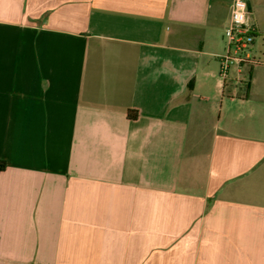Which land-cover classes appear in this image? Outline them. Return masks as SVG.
<instances>
[{"label": "crops", "instance_id": "1", "mask_svg": "<svg viewBox=\"0 0 264 264\" xmlns=\"http://www.w3.org/2000/svg\"><path fill=\"white\" fill-rule=\"evenodd\" d=\"M232 2L0 0V264H264V66L222 77Z\"/></svg>", "mask_w": 264, "mask_h": 264}, {"label": "built area", "instance_id": "2", "mask_svg": "<svg viewBox=\"0 0 264 264\" xmlns=\"http://www.w3.org/2000/svg\"><path fill=\"white\" fill-rule=\"evenodd\" d=\"M246 0H233L229 20L224 28L227 42L226 52L220 56L221 75L225 79L229 70L235 66L238 77L244 64L255 65L260 61L252 55L251 45L255 39V26L249 23Z\"/></svg>", "mask_w": 264, "mask_h": 264}, {"label": "rangeland", "instance_id": "3", "mask_svg": "<svg viewBox=\"0 0 264 264\" xmlns=\"http://www.w3.org/2000/svg\"><path fill=\"white\" fill-rule=\"evenodd\" d=\"M251 50H252V55L255 56L260 61V63L255 64L254 66H264V36L263 35H258L257 37H255V40L251 45ZM230 72L231 75L238 76V73L234 66L231 67ZM243 78H244V74L242 72L241 75H239V81L242 82Z\"/></svg>", "mask_w": 264, "mask_h": 264}, {"label": "trees", "instance_id": "4", "mask_svg": "<svg viewBox=\"0 0 264 264\" xmlns=\"http://www.w3.org/2000/svg\"><path fill=\"white\" fill-rule=\"evenodd\" d=\"M128 115L130 116V118L135 119L138 116V111L135 109H132L128 112ZM4 166H5V161L0 160V169L3 168Z\"/></svg>", "mask_w": 264, "mask_h": 264}]
</instances>
